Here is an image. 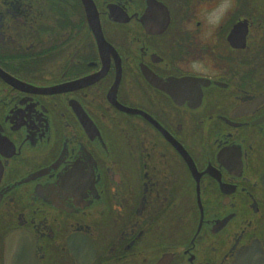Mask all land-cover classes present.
Returning <instances> with one entry per match:
<instances>
[{
	"label": "flooded vegetation",
	"instance_id": "af4514ba",
	"mask_svg": "<svg viewBox=\"0 0 264 264\" xmlns=\"http://www.w3.org/2000/svg\"><path fill=\"white\" fill-rule=\"evenodd\" d=\"M0 264H264V0H0Z\"/></svg>",
	"mask_w": 264,
	"mask_h": 264
}]
</instances>
